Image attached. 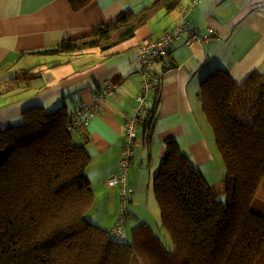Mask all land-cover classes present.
Listing matches in <instances>:
<instances>
[{
  "label": "trees",
  "instance_id": "16d2710c",
  "mask_svg": "<svg viewBox=\"0 0 264 264\" xmlns=\"http://www.w3.org/2000/svg\"><path fill=\"white\" fill-rule=\"evenodd\" d=\"M66 1L77 12L94 0ZM182 2L142 3L86 37L37 53H107ZM197 98L225 163L228 200L216 199L175 140L165 142L153 188L171 247L146 223L120 242L85 219L94 200L85 175L90 156L67 128L74 109L85 106L25 108L17 124L0 130V264H264V215L252 209L264 182V74L236 83L227 69H213Z\"/></svg>",
  "mask_w": 264,
  "mask_h": 264
},
{
  "label": "crops",
  "instance_id": "0c3cea01",
  "mask_svg": "<svg viewBox=\"0 0 264 264\" xmlns=\"http://www.w3.org/2000/svg\"><path fill=\"white\" fill-rule=\"evenodd\" d=\"M129 3L94 0L73 12L66 0H0V130L17 124L22 111L34 105L46 110L61 104L69 111L74 105L91 108L89 122L73 131L72 140L90 156L85 175L94 199L113 207L109 229L120 211V189L107 186L106 180L118 172L124 122L134 117L135 98L140 93L138 47L171 31L187 10L189 30L198 34L214 31L206 47L199 43L186 46L184 37L173 42L167 57L151 67L161 85L149 94L147 112L138 125L134 159L126 178L132 193L130 203L144 190L140 175L144 154H149L150 160L154 149L161 161L164 144L170 140L178 143L204 180L214 185L203 171L215 160L216 148L197 98L200 81L216 68L227 69L236 83L256 71L264 74V0H187L179 11L159 12L134 37L107 53H37L63 39L88 36L94 27L119 18L130 9ZM106 83L112 84L113 90L106 93V102L94 105L92 95L102 93ZM137 142L142 146L140 151ZM138 154L139 158L142 154L141 160L135 159ZM209 171L215 170L210 166ZM148 177L151 179V171Z\"/></svg>",
  "mask_w": 264,
  "mask_h": 264
},
{
  "label": "built area",
  "instance_id": "2783aa9c",
  "mask_svg": "<svg viewBox=\"0 0 264 264\" xmlns=\"http://www.w3.org/2000/svg\"><path fill=\"white\" fill-rule=\"evenodd\" d=\"M188 11L180 14L177 24L171 31H166L160 37L144 42L138 47L136 52L138 74L141 79L140 94L136 98L137 105L134 117L124 122V142L121 158L118 163V172L115 175L109 176L106 180L107 186L119 187L120 189V211L114 225L108 230V236L115 241L122 242L127 240L125 229V219L127 217L126 202L131 191L126 186V178L134 158L138 122L147 112V107L150 103L147 98L148 94L157 91L161 84V78L152 73L151 67L153 64L166 58L170 45L175 41L181 40L182 37H184L183 44L186 46L192 43H199L203 47H206L214 33L212 29H209L205 34H198L195 31L189 30L185 20ZM113 88L112 84L106 83L102 93L92 95L93 104L97 105L101 102H106L105 95L112 91ZM91 112V108L89 107H76L70 117L68 130L74 131L78 127L87 125Z\"/></svg>",
  "mask_w": 264,
  "mask_h": 264
},
{
  "label": "rangeland",
  "instance_id": "374dc122",
  "mask_svg": "<svg viewBox=\"0 0 264 264\" xmlns=\"http://www.w3.org/2000/svg\"><path fill=\"white\" fill-rule=\"evenodd\" d=\"M149 1L151 0H129L130 2L129 6H131L130 9H137L142 5V3H148ZM186 1L187 0H184L182 3L184 4V2ZM164 24H165V21L163 20L161 23V26H163ZM214 142H215V138H214ZM137 145H138V142H137ZM140 146H141L140 144L137 146V150L139 149ZM146 146L147 144L145 143L143 147L145 148ZM215 148H216L215 160L211 162L208 165V167H204L203 171L206 174V176L208 175V178L210 179L211 183L214 184L212 185V188L214 190V193L216 194V199L218 201H222L223 203H227V200H228L227 193H226V190L224 192V184H223V179L226 173V167H225L224 160L217 148L216 142H215ZM152 151H153V156L150 160L148 159L149 154H144L146 155L145 156L146 159H145V163L143 166V171L141 170V174H140L141 184L143 185L144 190L140 192L139 196H137L136 198L137 201L135 202L133 201L130 203L127 200L126 202L127 214H129V216L127 215L125 219V228H126V234H127L126 241H131V232L135 227L139 226L142 223H146L158 235L160 240H162V242L167 247H171L172 246L171 236L169 235V233H167V231L161 225L160 211H159L158 203H157L156 196L154 193L153 180H152L153 173L155 169L159 167L161 161H160L159 154H157V157H155L154 149ZM134 152H135V149H134ZM141 158H142V154L140 158L138 154L137 158L135 159L141 160ZM210 166L215 170L214 172L209 171ZM149 171H151V179H149L148 177ZM130 195H132V193H130L129 196ZM95 199H94L93 206L86 213L85 219L88 222L104 230H107L110 227L109 226L110 223H112L113 216L111 215V213H112L113 207H110L111 204L108 205L105 202L99 203L97 202V199L96 200ZM120 204L121 203L119 201L117 211L120 210ZM252 209L254 212L260 215H264V182L261 184L256 194V197L254 198ZM135 264H139V263L137 262Z\"/></svg>",
  "mask_w": 264,
  "mask_h": 264
}]
</instances>
